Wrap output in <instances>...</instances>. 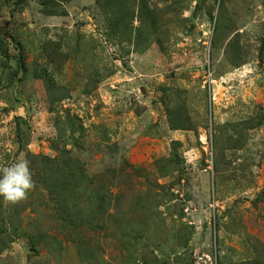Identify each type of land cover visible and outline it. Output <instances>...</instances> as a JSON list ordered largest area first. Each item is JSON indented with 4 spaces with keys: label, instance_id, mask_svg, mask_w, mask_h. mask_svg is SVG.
Listing matches in <instances>:
<instances>
[{
    "label": "rangeland",
    "instance_id": "obj_1",
    "mask_svg": "<svg viewBox=\"0 0 264 264\" xmlns=\"http://www.w3.org/2000/svg\"><path fill=\"white\" fill-rule=\"evenodd\" d=\"M41 1L0 0V166L34 180L0 264H264V0Z\"/></svg>",
    "mask_w": 264,
    "mask_h": 264
},
{
    "label": "clouds",
    "instance_id": "obj_2",
    "mask_svg": "<svg viewBox=\"0 0 264 264\" xmlns=\"http://www.w3.org/2000/svg\"><path fill=\"white\" fill-rule=\"evenodd\" d=\"M34 188L33 173L26 158L0 166V200L17 204Z\"/></svg>",
    "mask_w": 264,
    "mask_h": 264
},
{
    "label": "trees",
    "instance_id": "obj_3",
    "mask_svg": "<svg viewBox=\"0 0 264 264\" xmlns=\"http://www.w3.org/2000/svg\"><path fill=\"white\" fill-rule=\"evenodd\" d=\"M55 6L57 5V7L61 4V2H66V1H70V0H55ZM97 3H100V0H95ZM41 6H42V12L44 14H47L49 16H54V15H61L63 14V11H58L56 8L53 7H46L47 5H45V1H41ZM17 50L19 51L20 57L22 56V52H21V48L17 47ZM25 67L23 65V63H21V69L23 70ZM83 177L82 173L79 177V181H81V178ZM75 178H78L77 175ZM84 185H86V181L84 182ZM75 188L73 189L74 191L78 190L79 188L76 185H73ZM86 195H87V204L89 207H93L95 205V207H97L100 204V200L102 201V199L104 198L105 195H100V192H103V189L98 188L97 190H87L85 189ZM79 215V214H78ZM73 216L75 217V219H78L77 221H80L79 218H77L74 214ZM83 216V215H82ZM84 220L86 219V216H83ZM66 221L69 223H73L72 222V218L70 216L66 217ZM87 222H91L90 220Z\"/></svg>",
    "mask_w": 264,
    "mask_h": 264
}]
</instances>
